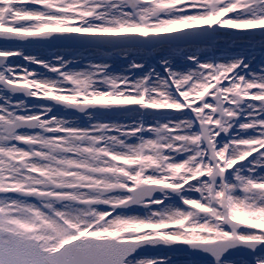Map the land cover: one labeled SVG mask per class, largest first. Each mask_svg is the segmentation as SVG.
I'll list each match as a JSON object with an SVG mask.
<instances>
[{
  "label": "snow or ice",
  "instance_id": "snow-or-ice-1",
  "mask_svg": "<svg viewBox=\"0 0 264 264\" xmlns=\"http://www.w3.org/2000/svg\"><path fill=\"white\" fill-rule=\"evenodd\" d=\"M0 264H264V0H0Z\"/></svg>",
  "mask_w": 264,
  "mask_h": 264
},
{
  "label": "rangeland",
  "instance_id": "rangeland-1",
  "mask_svg": "<svg viewBox=\"0 0 264 264\" xmlns=\"http://www.w3.org/2000/svg\"><path fill=\"white\" fill-rule=\"evenodd\" d=\"M14 59V58H13Z\"/></svg>",
  "mask_w": 264,
  "mask_h": 264
}]
</instances>
